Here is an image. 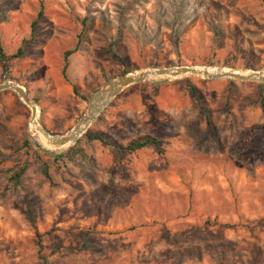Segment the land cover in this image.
Listing matches in <instances>:
<instances>
[{
  "label": "rangeland",
  "instance_id": "rangeland-1",
  "mask_svg": "<svg viewBox=\"0 0 264 264\" xmlns=\"http://www.w3.org/2000/svg\"><path fill=\"white\" fill-rule=\"evenodd\" d=\"M41 7L35 42L8 75L0 64V83L23 87L53 134L86 109L71 85L89 100L123 71L264 68V0H0L6 54ZM77 42L66 82L63 53ZM98 117L85 134L162 139L164 156L149 148L116 162L83 136L80 152L51 149L30 109L0 93V264H264V83L152 79Z\"/></svg>",
  "mask_w": 264,
  "mask_h": 264
},
{
  "label": "water",
  "instance_id": "water-1",
  "mask_svg": "<svg viewBox=\"0 0 264 264\" xmlns=\"http://www.w3.org/2000/svg\"><path fill=\"white\" fill-rule=\"evenodd\" d=\"M197 67L175 66L145 69L129 72L114 77L103 83L89 98L83 114L78 118L73 127L65 134H53L46 129L44 125L36 119L37 106L26 95L25 90L18 84L12 82L0 83V93L11 92L30 109L29 124L34 126L35 131L41 134L49 143L51 149H62L74 145L85 133L80 126L85 128L92 126L98 116L110 105V103L126 89L149 81L150 77H157L161 80H177L183 78L186 74H196L203 76V79L210 81L218 80H235L240 82H257L264 83V76L261 71H241L227 69L228 73H208L206 70L197 71ZM205 68V67H203ZM240 73H249L241 75ZM165 77V78H161Z\"/></svg>",
  "mask_w": 264,
  "mask_h": 264
},
{
  "label": "trees",
  "instance_id": "trees-1",
  "mask_svg": "<svg viewBox=\"0 0 264 264\" xmlns=\"http://www.w3.org/2000/svg\"><path fill=\"white\" fill-rule=\"evenodd\" d=\"M42 16H43V9L41 7L40 10L36 14V18L30 24V30H29L28 37L22 38L20 40V45L14 53L8 55L4 52V49L1 43V37H0V64L2 68L4 69V72L6 75L10 73V63L23 57L25 55V50L28 48V46L32 45L35 42L36 37H37V27L42 19ZM77 39L79 40V37ZM79 43L80 42H77L73 49L67 50L63 53V66L61 70V76L66 82H69L67 78L69 58L71 55H73L74 53L78 51ZM114 57L120 61V59H118L117 56L114 55ZM126 73H129V72L123 71L121 74H126ZM71 89H72L73 94L79 99H81L83 102L88 101V97L82 94L77 86L71 85ZM188 89L190 90L193 99L197 102V104L200 105V101H199L196 88L193 86H188ZM202 110L205 111V109L203 108ZM152 115H154V112H152ZM97 119H99V117ZM207 124L210 125V121L208 119H207ZM262 128L264 130V123L262 125ZM82 138H85L88 143H96V144H99L101 147L107 148L112 153L113 158L116 162L123 161V157L125 154H138L141 151L145 149H149V148H152L160 156H164L163 145L166 144L165 140L155 139L152 137L137 138V139L127 141L125 143L116 142L104 134H84ZM80 142H81V139H79L74 146L69 147L68 152L69 151L80 152V149L78 146ZM23 146L26 148L29 147L28 142L27 141L24 142ZM42 153L44 154H41L40 156V154H38V152L36 151L34 155V159L38 163L39 173L45 179L51 181V177L49 173V170H50L49 162L43 160L42 155L45 156L46 153L45 152H42ZM51 156H53V153L51 154ZM57 158L58 156H53L54 161H56ZM24 172H25V165L21 167L18 171L13 172L10 175V179L14 182L13 184L15 187L20 186V177L24 174ZM27 218L30 223H33L34 217L30 211L27 212ZM42 251H43V246L41 245L40 238H39L38 254L41 260L45 261L44 257L40 255Z\"/></svg>",
  "mask_w": 264,
  "mask_h": 264
},
{
  "label": "bare ground",
  "instance_id": "bare-ground-1",
  "mask_svg": "<svg viewBox=\"0 0 264 264\" xmlns=\"http://www.w3.org/2000/svg\"><path fill=\"white\" fill-rule=\"evenodd\" d=\"M197 71H202V70H206L208 73H228V71H225V70H221V69H218V70H214V69H209V68H195ZM241 75H246V74H249V73H240ZM186 75H193V76H198V77H202L201 75H196V74H186ZM185 75V76H186ZM261 75L264 76V69L261 71ZM184 77V76H183ZM161 78H165V77H161ZM152 79H157V77H150L149 80H152ZM34 127V126H33ZM35 128V127H34ZM81 129H83V132L87 131L88 128H85L84 125L82 124L80 126ZM36 129V128H35ZM41 135V134H40ZM42 136V135H41ZM43 139H45L43 136H42ZM46 140V139H45ZM47 141V140H46ZM47 145L49 146V143L47 142Z\"/></svg>",
  "mask_w": 264,
  "mask_h": 264
}]
</instances>
